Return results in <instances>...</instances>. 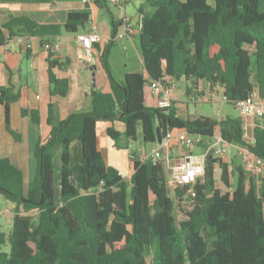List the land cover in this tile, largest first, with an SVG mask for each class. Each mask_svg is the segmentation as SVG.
Masks as SVG:
<instances>
[{"label":"trees","instance_id":"16d2710c","mask_svg":"<svg viewBox=\"0 0 264 264\" xmlns=\"http://www.w3.org/2000/svg\"><path fill=\"white\" fill-rule=\"evenodd\" d=\"M108 1L92 0L99 6ZM149 2L157 11L143 16L139 35L149 81L141 74L116 81L106 61L107 48L101 62L111 92L92 91L89 111L72 114L38 143L37 175L27 191L23 171L0 157V201L11 203L14 212L9 234L0 231V264H264V172L251 174L242 164L226 163L210 152L205 175L194 186L196 196L185 209L186 188L173 194L164 162L133 161L134 173L127 181L108 166L97 138L99 121H119L127 147L140 141L156 145L158 126L163 138L186 130L200 139L197 146L209 147L219 126L226 143L245 146L264 161V128L257 127L249 143L240 118L184 120L178 117L179 103L168 109L146 104L148 83L172 81L193 82L187 95L205 81L212 90L221 89L234 107L255 92L264 99V0ZM90 16L88 6L69 12L64 26L12 18L0 28V44L28 36L42 38L47 46L63 32L77 34ZM113 27L115 36L118 23ZM48 54L50 97H65L69 81L58 78L54 69L67 63L55 59L51 50ZM19 99L12 89L0 91L7 130L17 142L21 137L10 127L9 106ZM53 107L51 102L49 125ZM21 112L39 123L37 111ZM108 135L117 145L121 134L111 128ZM57 147L62 149L60 192L54 185ZM217 167L224 191L215 176Z\"/></svg>","mask_w":264,"mask_h":264},{"label":"crops","instance_id":"0c3cea01","mask_svg":"<svg viewBox=\"0 0 264 264\" xmlns=\"http://www.w3.org/2000/svg\"><path fill=\"white\" fill-rule=\"evenodd\" d=\"M88 6L91 9V16L85 28L79 29L77 34L63 32L57 37L61 50L55 59L66 62L67 65L63 68L56 67L54 73L58 78H66L69 81V92L65 97L54 99L50 97L49 54L45 47L46 43L42 38L30 37L29 42L32 47L26 52L12 42L4 45L0 44V91L2 88H9L20 94L18 102L9 106V123L11 129L21 137V141L17 142L8 132L7 112L5 106L0 103V157L10 160L12 164L23 171L25 191L28 190L29 184L37 175L34 151L38 143L46 141L50 137L51 129L60 125L72 114L89 111L92 91L111 92V83L101 62L107 48H109V52L106 55V61L116 81L122 82L128 74H141L149 81L141 57L139 33L135 30L131 37L114 40L113 23L114 21L118 23L117 32H120L123 28L122 18L126 16L130 18L132 25L136 28L140 17L153 16L157 8L152 6L149 0H122V3L117 5L108 1L106 6L93 4L92 0L88 2H84V0H0V28L12 18L22 17L29 18L41 25L64 26L69 12H81ZM94 26L98 27L101 40L93 46L89 55L87 50L78 42L77 35L89 33ZM123 41H125V44H122ZM115 43H120L126 50H132V53L126 54L124 69L118 77L113 72L112 60L110 59V56L113 55L110 50ZM182 82L186 88L184 98H181L178 94ZM176 83L177 88L174 97L178 102L183 103L188 96L197 92L210 98L208 104L212 110L210 116L205 115L206 111L192 109L190 104H179L177 106L178 117L181 119H216V113L218 111L222 113V109L227 104L223 102L222 90L218 88L212 90L205 81L200 82L198 88L190 95H187L186 91L193 82L180 81ZM148 99L154 102V106L148 105ZM51 102L54 105V120L52 125H49L47 122L48 106ZM146 104L149 107H156V99L151 95L149 85L146 88ZM22 110L37 111L40 117L39 123L35 124L29 116H23ZM233 110H236L237 114ZM228 118L242 119L244 137L249 143L254 142L255 129L257 127L264 128V118L243 117L239 110L232 105H229V109L221 116V121L223 122ZM111 128L121 134L117 145L108 135V130ZM124 130V124L119 121H99L97 124L98 148L106 155L108 166L115 168L124 179L130 181L134 173V162L129 158L127 142L122 136ZM177 132L179 131L174 133ZM205 144L195 146L190 152L199 156L204 155L209 148ZM158 147V143L151 146V148L145 146L141 141L133 144L137 154H143ZM187 154H189V151L178 145H173L169 152L171 161L175 165ZM61 157L62 149L57 147L54 152V185L58 192H60L61 187ZM222 159L226 163L242 164L234 148H231L229 156ZM219 172L220 170L217 167L215 176L218 186L223 190V186L219 182L221 175V172ZM13 221V205L2 199L0 201V231L9 234ZM4 229L6 231H3ZM5 251H9L8 246Z\"/></svg>","mask_w":264,"mask_h":264},{"label":"built area","instance_id":"2783aa9c","mask_svg":"<svg viewBox=\"0 0 264 264\" xmlns=\"http://www.w3.org/2000/svg\"><path fill=\"white\" fill-rule=\"evenodd\" d=\"M88 1L90 0H84V2ZM110 2L117 5L121 4L122 0H110ZM122 19L123 28L120 32H117L114 40L131 37V35L135 33V30H137L140 35V31L143 27V17L139 18L136 28L132 25L130 18L123 16ZM77 40L90 55L93 46L101 40L98 27L94 26L87 34L77 35ZM11 42L25 52L30 50L32 47L28 36L16 37ZM45 47L47 51L51 50L56 55L61 50L60 42L57 37L51 41L50 45H45ZM149 88L151 95L156 99V107L160 109L171 108L175 103L186 105H201L210 103L209 97L199 93L190 95L183 103L178 102L174 97V92L177 88V83L175 81L168 84L152 82L149 84ZM223 102L227 103V98L225 96H223ZM235 107L239 110L241 116L243 117L258 119L264 118V99L259 98L256 92L247 99L238 101ZM216 120L221 122V113L219 111L216 113ZM199 142V138H194L190 136L186 130H182L177 133H168L163 138L159 147L150 150V152L137 154L133 148V144H129L127 149L131 161L144 162L149 160L154 164L161 161L166 164L168 170L170 171L168 186L172 190L173 194H175L177 189L186 188L184 200L182 202V206L185 209H190V202L192 201V198L196 196L194 186L197 184L198 180L202 179L205 175V159L210 152H212L216 157L223 158L225 156H229L231 154V148H234L242 161L245 171L254 175H260L264 172V161L245 146L229 145L226 143L221 136L219 126L213 137L212 144L209 146L207 152L202 156L190 152ZM173 145H178L186 151H189V154H187L176 165L172 163L169 156V152L171 151ZM161 149H163V151H161Z\"/></svg>","mask_w":264,"mask_h":264},{"label":"rangeland","instance_id":"374dc122","mask_svg":"<svg viewBox=\"0 0 264 264\" xmlns=\"http://www.w3.org/2000/svg\"><path fill=\"white\" fill-rule=\"evenodd\" d=\"M122 44H125V41H123ZM110 52H112L111 54H113L112 56H110V59L112 60L113 72H114L115 76L118 77L121 74V71L124 69V62L126 61L125 60L126 54L132 53V50L131 49L126 50L124 48V46L122 47V45H120V43H115L111 47ZM185 90H186L185 84H183V82H182L180 84V88L178 89V94L181 98L185 97ZM147 98H148V94H147ZM148 105L154 106V102H152L150 99H148ZM191 108L199 110V111H206L205 115H210V116L212 115V110H211L209 104L192 105ZM227 109H229V105L225 104V108L222 109L221 116L226 113ZM233 112L237 114L236 110H233ZM148 148H151V146H149ZM148 152H150V151H148ZM183 217H184L183 213L181 212L180 209H178V211H177L178 221H181L183 219ZM3 231H6V230L4 229Z\"/></svg>","mask_w":264,"mask_h":264},{"label":"water","instance_id":"95a60500","mask_svg":"<svg viewBox=\"0 0 264 264\" xmlns=\"http://www.w3.org/2000/svg\"><path fill=\"white\" fill-rule=\"evenodd\" d=\"M149 84L150 83H148V85ZM156 136H157V143L158 145H160L163 140V134H162V129L159 126L156 128ZM161 151H163V149H161Z\"/></svg>","mask_w":264,"mask_h":264}]
</instances>
